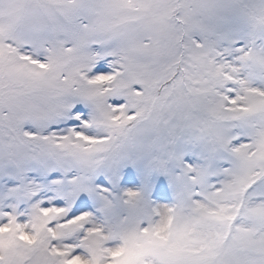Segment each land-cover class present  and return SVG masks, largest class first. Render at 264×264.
Instances as JSON below:
<instances>
[{
	"label": "snow or ice",
	"instance_id": "1",
	"mask_svg": "<svg viewBox=\"0 0 264 264\" xmlns=\"http://www.w3.org/2000/svg\"><path fill=\"white\" fill-rule=\"evenodd\" d=\"M0 264H264V0H0Z\"/></svg>",
	"mask_w": 264,
	"mask_h": 264
}]
</instances>
